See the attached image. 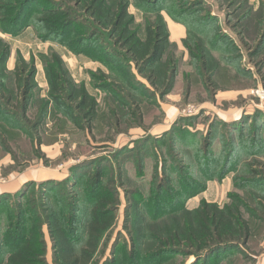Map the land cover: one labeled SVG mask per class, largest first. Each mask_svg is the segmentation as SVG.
I'll return each instance as SVG.
<instances>
[{"label":"rangeland","instance_id":"1","mask_svg":"<svg viewBox=\"0 0 264 264\" xmlns=\"http://www.w3.org/2000/svg\"><path fill=\"white\" fill-rule=\"evenodd\" d=\"M51 1L78 12L77 24L84 34L91 32L94 26L88 5L94 0ZM98 1L107 8L128 2L126 23L143 39L149 25H162L169 37L166 52L161 61L145 66L141 75L127 46L112 38L109 29L95 27L96 35L87 43L91 54H102L96 56L99 60L43 40L33 27L26 33L3 35L12 49L5 92L17 87L13 70L20 58L34 64L36 86L27 118L19 113L17 119L7 113L0 117V261L11 247L4 232L20 216L29 227L26 222L43 216L45 206H55L64 217L72 213V206L86 211L92 200L93 174L101 165L119 198L115 229L101 247L108 256L117 241L126 240L130 246L133 240L124 228L127 205L152 198L157 183L163 182L162 175L172 178V187L188 182L181 179H186L185 172L202 184L204 167L199 158L205 156L202 145L209 136L214 153H221L217 169L224 165L228 145L236 146L231 152V169L222 180H210L206 190L189 200L169 193L167 197L176 198L173 203L184 202V208L164 221L148 224L141 251L154 249L155 236L163 231L175 228L184 235L196 225V212L207 201L239 210L250 223L252 235L237 248L198 264H264V0H154L146 10L134 0ZM53 51L63 59L68 57L64 61L76 85L85 86L97 99L96 117L90 124L81 111L67 108L75 106L73 100L61 106L48 103L42 114L50 92L44 62ZM128 70H133L136 80H127ZM172 75L175 79L169 86ZM105 82L109 89L99 87ZM174 127L178 130L172 131ZM156 146L160 149L157 155ZM129 150L135 159L117 163L123 158L119 154ZM165 162L167 174L162 173ZM192 172L199 173L198 177ZM42 231L51 261L52 242L46 226ZM182 242L180 247L196 252ZM196 259L195 255H170L164 264H195Z\"/></svg>","mask_w":264,"mask_h":264},{"label":"trees","instance_id":"2","mask_svg":"<svg viewBox=\"0 0 264 264\" xmlns=\"http://www.w3.org/2000/svg\"><path fill=\"white\" fill-rule=\"evenodd\" d=\"M12 1H0V101L3 99L6 102L5 104L0 102V117L3 113H7L15 119L19 116L27 118L32 89L36 86L34 64H29L20 58L13 70L17 87L5 92L7 63L12 49L3 37L4 34L16 35L22 30L33 27L41 39L58 42L76 55H86L99 60L97 57H101L102 54H91L92 51L88 50L87 43L96 35L95 27L109 29L112 38H116L117 42H123L121 44L127 46L128 54L130 53L129 55L139 67L141 75L145 73V70L143 71L145 66L150 67L154 62L163 59L169 43L168 34L162 25L154 28L149 25L144 39L136 31H132L126 23L129 17L128 2H120L115 8H107L103 2L98 0L91 2L88 7L94 27L91 28L90 33L84 34L80 24H77L80 14L70 10L64 4L51 0H42L40 4H38L40 0ZM153 2L154 0H134L136 6L142 10H146V7L152 5ZM109 59V62L117 64L112 58ZM139 62L142 64L138 65ZM44 70L50 92L42 114L48 103L61 106L66 105L68 103L66 101L73 100L75 106L67 105V108L81 111L87 123L90 124L96 117L97 99L91 97L85 86L80 88L76 85L59 52L50 53L49 61L44 62ZM125 73L129 82L137 79L133 70ZM104 76L107 78L106 75ZM171 77L172 82L169 86L175 79L174 75ZM147 78L154 84L151 76ZM108 86V82H105L99 87L109 89ZM71 119L76 123L75 116ZM178 127H174L172 131H177ZM206 137L202 145L205 156L199 158V165L204 167V169L202 167V172L200 171V175L203 176L202 184L195 182V179L185 172L186 179L184 177L181 179L184 183V180L188 182L181 187L179 184L178 187H172L171 183L174 184L172 178L162 175L161 181L163 182L157 183L158 190L152 193V198H144L142 204L134 200L133 203L130 202L127 205L124 228L133 240L130 246L126 240L117 241L110 248L108 256H105L106 248L101 247L104 238L111 236L115 229L116 210L119 208L118 191L111 186L107 169L101 165L93 174L94 184L90 190L92 200L87 204L86 211L82 212L72 206V213L69 211L64 217V214L58 213L55 206H45L43 216H37L26 222L29 227H25L24 219L20 216L16 224H11L12 228L8 227L4 232L6 241L11 244V247L5 249L4 261H0V264H160L162 262L164 264L166 257L177 254L195 255L197 258L195 264H198L199 261H208L218 253L237 248L248 241L252 235L248 220L236 208H220L215 203L203 201L196 212V225L187 228L184 235L175 228L169 233L167 230L163 231L165 233L156 234L157 244L154 249L145 253L141 251L147 225L164 221L170 217V213L184 208V202L173 203L176 198L173 200L168 198L169 193L189 200L206 190L210 180H222L231 169L229 165L231 152L232 149H236V146L234 147L231 143L228 145L224 165L217 169L218 157L221 153L220 151L214 153L213 142L209 136ZM182 138L186 136L183 135ZM146 141L149 144L152 143L151 138H147ZM253 147H250L252 151H254ZM159 150L156 146L155 155L159 153ZM130 152L131 150L127 154L120 153L119 155H123V158L117 160V163L134 160L135 157ZM164 166L162 173L167 174L168 164L165 162ZM192 174L198 177L199 173L192 172ZM189 175L191 176L190 173ZM97 177H99L98 180ZM183 186L187 188L184 189ZM43 187L47 189L50 186L44 185ZM131 199L129 198V201ZM43 226L47 227L52 242L51 261L48 258ZM181 242L185 247L195 248L196 252H188L187 249L180 247Z\"/></svg>","mask_w":264,"mask_h":264},{"label":"crops","instance_id":"3","mask_svg":"<svg viewBox=\"0 0 264 264\" xmlns=\"http://www.w3.org/2000/svg\"><path fill=\"white\" fill-rule=\"evenodd\" d=\"M29 29H30V28H27V29L25 30V33L28 32ZM23 33H24V32H23ZM28 44H29V43H28ZM62 57H63V56H62ZM64 58H65V59H64L65 61L68 60V57H67L66 55L64 56ZM71 60H72V58H71Z\"/></svg>","mask_w":264,"mask_h":264},{"label":"built area","instance_id":"4","mask_svg":"<svg viewBox=\"0 0 264 264\" xmlns=\"http://www.w3.org/2000/svg\"><path fill=\"white\" fill-rule=\"evenodd\" d=\"M260 92H258L257 94H259Z\"/></svg>","mask_w":264,"mask_h":264}]
</instances>
